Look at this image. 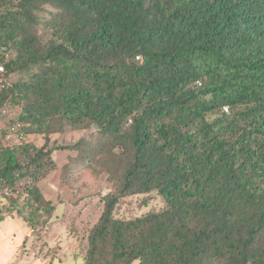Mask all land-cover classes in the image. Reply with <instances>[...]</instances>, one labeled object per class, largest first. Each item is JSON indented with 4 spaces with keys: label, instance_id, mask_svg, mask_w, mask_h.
Listing matches in <instances>:
<instances>
[{
    "label": "trees",
    "instance_id": "obj_1",
    "mask_svg": "<svg viewBox=\"0 0 264 264\" xmlns=\"http://www.w3.org/2000/svg\"><path fill=\"white\" fill-rule=\"evenodd\" d=\"M0 67L2 133L45 139L0 138V223L25 243L56 210L52 135L94 126L67 149L115 191L84 264H264V0H0ZM130 196L164 208L117 218Z\"/></svg>",
    "mask_w": 264,
    "mask_h": 264
},
{
    "label": "rangeland",
    "instance_id": "obj_2",
    "mask_svg": "<svg viewBox=\"0 0 264 264\" xmlns=\"http://www.w3.org/2000/svg\"><path fill=\"white\" fill-rule=\"evenodd\" d=\"M47 9L42 13L40 24L35 28L36 34L44 42L53 38V31L48 24V20L52 19L49 12L53 10L49 6ZM21 110V107H17L15 112L20 113ZM96 130V127L92 126L85 130L68 129L64 133L52 135L50 148L54 150L52 159L56 169L40 184L45 198L56 206L50 226L46 230L36 231L25 243L27 235L30 234L26 223L18 218L13 219L22 224L23 227L19 228L15 223L7 221L4 224V221L0 225L1 264L85 263L89 234L102 214L104 197L115 191V183L109 180L108 174L87 168L79 160L73 161L78 152L67 147L77 144L82 138L90 139ZM32 140L39 146L45 143L43 136L27 137V142ZM26 185L23 182L22 186ZM144 197L130 196L122 199L115 209V216L131 220L143 217L151 211L163 210L164 204L158 197L152 198L148 206L142 203ZM29 258L31 260H27Z\"/></svg>",
    "mask_w": 264,
    "mask_h": 264
},
{
    "label": "built area",
    "instance_id": "obj_3",
    "mask_svg": "<svg viewBox=\"0 0 264 264\" xmlns=\"http://www.w3.org/2000/svg\"><path fill=\"white\" fill-rule=\"evenodd\" d=\"M5 73V70L3 67H0V92L4 89H7L9 87V84L7 81H5L3 79V74ZM9 114V110L6 107H3L0 109V115L4 116V115H8ZM2 127H5L4 122L0 123V138H2V140L6 143H8L11 146L14 145H20L22 143L27 142V137L22 136L19 132L16 131L15 127H10L9 130L7 132H5L4 134L2 133ZM6 194H8L5 191Z\"/></svg>",
    "mask_w": 264,
    "mask_h": 264
},
{
    "label": "crops",
    "instance_id": "obj_4",
    "mask_svg": "<svg viewBox=\"0 0 264 264\" xmlns=\"http://www.w3.org/2000/svg\"><path fill=\"white\" fill-rule=\"evenodd\" d=\"M10 220L13 221V222H11ZM19 220H22V219H19ZM7 221H9V223H12V224L15 223V225L17 224V225L19 226V228H22V227H23L22 224H20V222H18V221H16V220H13V219H6L5 222L3 221L4 224H5ZM22 221H23V220H22ZM3 222H1L0 225L3 224ZM25 225H26V227H27V224H25ZM27 228H28V227H27ZM13 234H15V233H12V235H13ZM29 257H30V256H29ZM30 258H31V257H30ZM30 258L27 259V260H31ZM4 259H7V258H4ZM21 259H22V258H21ZM0 264H1V263H0ZM3 264H7V263H6V262H3Z\"/></svg>",
    "mask_w": 264,
    "mask_h": 264
},
{
    "label": "clouds",
    "instance_id": "obj_5",
    "mask_svg": "<svg viewBox=\"0 0 264 264\" xmlns=\"http://www.w3.org/2000/svg\"><path fill=\"white\" fill-rule=\"evenodd\" d=\"M5 191L8 193V194H6L5 193ZM1 193H4L5 195H7V196H9V197H12L13 196V194L12 193H10V192H8V190H1V186H0V195H1Z\"/></svg>",
    "mask_w": 264,
    "mask_h": 264
}]
</instances>
